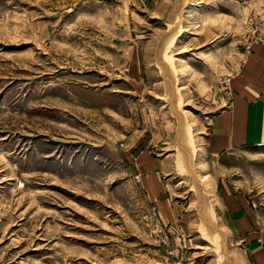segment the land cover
Segmentation results:
<instances>
[{
  "label": "rangeland",
  "instance_id": "rangeland-1",
  "mask_svg": "<svg viewBox=\"0 0 264 264\" xmlns=\"http://www.w3.org/2000/svg\"><path fill=\"white\" fill-rule=\"evenodd\" d=\"M258 42L264 0H0V264H242L264 149L207 143Z\"/></svg>",
  "mask_w": 264,
  "mask_h": 264
},
{
  "label": "crops",
  "instance_id": "crops-1",
  "mask_svg": "<svg viewBox=\"0 0 264 264\" xmlns=\"http://www.w3.org/2000/svg\"><path fill=\"white\" fill-rule=\"evenodd\" d=\"M230 94L227 110L213 119L209 129L207 149L220 158L238 151L264 149V42L252 47L231 80ZM179 137L185 150L184 130ZM254 189L226 179L217 188L225 209L222 224L226 240L242 264H264V186ZM200 211L204 221V211Z\"/></svg>",
  "mask_w": 264,
  "mask_h": 264
},
{
  "label": "built area",
  "instance_id": "built-area-1",
  "mask_svg": "<svg viewBox=\"0 0 264 264\" xmlns=\"http://www.w3.org/2000/svg\"><path fill=\"white\" fill-rule=\"evenodd\" d=\"M229 84L227 83V86H228Z\"/></svg>",
  "mask_w": 264,
  "mask_h": 264
}]
</instances>
